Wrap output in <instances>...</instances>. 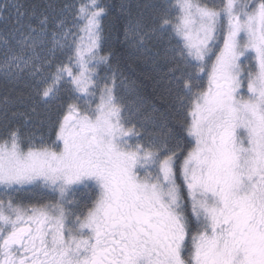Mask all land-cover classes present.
Here are the masks:
<instances>
[{
    "label": "snow or ice",
    "instance_id": "6c2138e0",
    "mask_svg": "<svg viewBox=\"0 0 264 264\" xmlns=\"http://www.w3.org/2000/svg\"><path fill=\"white\" fill-rule=\"evenodd\" d=\"M0 82V264H264V0H0Z\"/></svg>",
    "mask_w": 264,
    "mask_h": 264
},
{
    "label": "trees",
    "instance_id": "16d2710c",
    "mask_svg": "<svg viewBox=\"0 0 264 264\" xmlns=\"http://www.w3.org/2000/svg\"><path fill=\"white\" fill-rule=\"evenodd\" d=\"M105 2L112 3L115 2V0H105ZM111 47L114 53V64L119 66L120 70L124 73L127 79L142 85L143 95L151 97L152 85L150 81L145 79V72L147 69L143 65L133 63L128 60L126 56L122 55L125 51L124 44L122 43V37L121 41L112 42ZM17 91L20 90L14 91L12 88L7 87L0 82V97H3L4 95L14 97L17 94ZM124 95L129 111L133 114V118L139 126L144 122V117L148 114L150 108L148 105L143 103L141 95L137 92L125 89ZM145 127H151V125L145 124ZM24 199L27 200L30 199V197L25 196Z\"/></svg>",
    "mask_w": 264,
    "mask_h": 264
}]
</instances>
